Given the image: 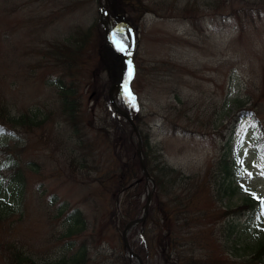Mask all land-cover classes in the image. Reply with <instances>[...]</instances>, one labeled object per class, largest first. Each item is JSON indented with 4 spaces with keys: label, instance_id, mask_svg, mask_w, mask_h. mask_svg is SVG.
I'll return each mask as SVG.
<instances>
[{
    "label": "rangeland",
    "instance_id": "1",
    "mask_svg": "<svg viewBox=\"0 0 264 264\" xmlns=\"http://www.w3.org/2000/svg\"><path fill=\"white\" fill-rule=\"evenodd\" d=\"M148 1L157 2L156 12L140 17L136 28L123 23L117 30L136 67L133 93L118 89L117 101L125 111L129 102L132 114L127 112L143 140L181 172L172 174L175 187L188 185L203 197L198 214L189 207L180 216L186 236L181 255L250 259L253 241L264 232V160L256 142L264 132V0ZM104 39L98 0H0V106L19 121L13 127L0 123V148L7 146L18 163L11 172L0 169V210L6 211L0 257L20 250L39 263L83 254V264H139L128 257L112 223L114 217L118 224L122 207L115 208L107 177L118 163L116 153L123 157L127 145L136 147L137 135L110 102L109 91L122 82L125 69L121 64L114 77L112 69L100 66ZM66 43H84L100 92L92 93L88 70L74 74L80 101L74 123L57 87L63 73L66 82L72 80L54 51ZM226 155L238 158L232 178L221 174ZM3 160L0 155V164ZM18 171L20 182L12 176ZM224 179L227 191H234L214 198ZM135 193L142 201L140 215L147 186ZM171 196L159 193L155 183L151 206ZM246 202L261 207L250 222L258 223L245 227L248 218L242 217L236 227L240 237L233 235L226 246L223 232L237 216L213 212L217 206L222 212L240 210ZM73 210L80 212L79 222L67 217ZM141 225L128 235L140 255L150 246L138 232ZM149 248L148 264H173V255L164 259Z\"/></svg>",
    "mask_w": 264,
    "mask_h": 264
},
{
    "label": "trees",
    "instance_id": "2",
    "mask_svg": "<svg viewBox=\"0 0 264 264\" xmlns=\"http://www.w3.org/2000/svg\"><path fill=\"white\" fill-rule=\"evenodd\" d=\"M157 5V2L155 3L148 0H108L107 9L109 17L115 28H118L120 24L123 23H128L132 27L136 28L138 19L148 12H156ZM83 45L84 43L81 45L77 44L76 46H72L66 43L64 44L65 48L63 45H56L54 47V51L58 54L57 58L65 62L63 65L66 67V75L68 78L72 79L71 82H66L65 73H63L57 81V87L59 88L62 96L65 113L72 123L76 121L75 119L80 113V101L76 95L77 89L75 87V80L73 78L74 74L79 73L82 70H88V75L93 84L92 93H95V97L100 95L98 88H95V82H93L97 78V72L95 69H92V66L89 67V57L85 52V45ZM102 45L103 49L101 51V60L99 61L100 66H105L112 69L115 77L116 70H118L121 67V64H123L122 54L120 52H116L113 49L111 50V48H108L105 39L102 41ZM107 50L111 51V53H107ZM124 104L129 107V102ZM122 107L124 108V106ZM128 107H125V109L127 108L126 110L130 111L132 114V110H130V107L128 109ZM5 110L7 111L5 107L0 106V123H10L12 127L15 126V124L19 122L18 119L7 115ZM21 120H24V117ZM11 126L8 128H12ZM258 141L262 143L264 158V137L261 139L258 138ZM143 143V148L145 149V160L149 168V172L155 178L159 193L162 195H169L170 193H173V196L169 197L167 200L160 198L156 200V204L151 206L149 209L150 211L146 221L144 224L142 223L138 230L141 237L150 243L148 248L151 247L152 249L159 251L160 257L164 259H169L170 256L173 255V264H190L191 262H198V264H264V232L253 241L254 251L251 253L252 256L250 259L243 261H231L224 259L223 257L216 260L215 257L213 259L210 257V255H207V257H195V255H191L192 257L187 259L184 257V255H181L182 251L180 250L182 248V241L186 240V236L185 233L182 232L184 227L182 224L184 222V217L180 216L189 207L198 214V203L203 197H199L197 190H191L196 191L194 193L189 191L190 187L188 185L181 188L175 187L176 181L172 174H181V172L177 171L173 167L168 166L164 161H162V155L159 152L160 149L157 150L154 147H151L148 139L143 140ZM6 147H4V149L0 148V155L6 157V160L1 162L0 167H3L0 169L3 171H7V169H9L11 172V170L15 168L18 163L13 154L7 152L9 148ZM126 153L127 154H124L123 157L116 153L118 163L115 165V167L111 168L107 177L112 183L111 198L116 201L115 208L118 209V206L122 207V214L119 218L118 224L116 223L114 217L110 215V218L113 217L112 223H115L118 230L121 231L120 236H122V232L126 224L132 221L139 214L142 201L136 197L137 193L135 192L137 190H143L145 185V178L141 171L140 160L137 156L135 145L131 144V147L127 145ZM153 156L158 157V164L155 163L156 158ZM224 158L225 160L221 163V174H223V177L228 176L229 178H232V171L238 169L239 166V162L237 161L238 158L230 159V155H226ZM156 171L158 172L156 173ZM12 176L14 177V180L19 182L22 181L23 175L20 173V171L16 172ZM224 187L225 179L221 182L218 193L216 189L215 195H213V197L220 199L225 194H230L232 191H234L233 189L231 192H228L227 190L230 188V186L225 187V189ZM185 192L187 195L183 194ZM162 200L164 201L160 203ZM130 202L133 204L131 205ZM239 208L240 210H227L222 212V208L217 206V211L213 212L215 215L217 214L221 218L224 216L226 217L230 214V212H233L231 215L237 216L228 221L226 229L223 232L226 246L232 240V238H234L233 235L240 237L237 234V229L239 228L237 221L241 222L242 217L248 218L247 225H245V227L258 223V221L250 223L251 221L255 220L257 217L256 214L260 212V206L258 207V203L246 202L245 205ZM208 209H206V211ZM2 211L6 213L4 209L0 210V219L2 218ZM113 212L114 210L112 209L111 213L113 214ZM187 212L192 215L190 210ZM69 216H72L78 222L81 220L80 212L78 210L71 211L69 214H67V217ZM191 219L192 217L190 215L186 216L187 221ZM150 224H152L155 229L153 234H150ZM156 231L158 232L156 233ZM236 240L237 238L233 240L234 243ZM148 248L146 247V251L144 253L139 250L141 254L144 255L141 256L145 264H148L149 260V255L147 253ZM83 259V254H76L72 256L71 259H60L58 261H46L39 263L31 256L25 255L24 252L15 250L11 252L8 251L7 255L1 256L0 262H6V264H83Z\"/></svg>",
    "mask_w": 264,
    "mask_h": 264
},
{
    "label": "water",
    "instance_id": "3",
    "mask_svg": "<svg viewBox=\"0 0 264 264\" xmlns=\"http://www.w3.org/2000/svg\"><path fill=\"white\" fill-rule=\"evenodd\" d=\"M106 3H107V0H98V9H99V14H100V21L106 30V37H107L108 44L113 46L114 43L110 42L108 33L111 32V36H113V37H115V34H114V29H113L112 23H111L109 16H108ZM114 47L118 49L117 46L114 45ZM123 53L127 58H129V60L131 61V63H133V66H134L133 59H132L131 55L128 53V51L124 49ZM134 70H135V68H134ZM127 84L128 83L123 84V85H127ZM119 86L120 85H117V87H119ZM113 91H114L113 88H111L109 91V97H110V100H111L113 107L116 109L118 114H121L130 122V124L133 127L134 132L137 135V155L139 157L140 164H141V170L145 176L146 185H147V201H146V204L144 206L143 213L139 218H136L135 220L130 221L126 225L125 229L123 230V240H124V245L129 248L130 253H134L135 257L138 259L139 264H145L142 257L139 254L133 252V250L131 249V247H130L131 245H130L129 240H128V234H129L130 230L136 224L140 223L141 221H144L146 219V217L148 216L149 206H150V203L152 200V195H153L154 188H155V180L151 176V174L148 170V167H147V163H146L145 158H144L143 147H142L143 140H142L140 131H139L137 125L135 124V122L133 121V119L131 118V116L126 111H124L123 109H121L119 107V105L117 104V102L114 99V92ZM150 183H152V188H150Z\"/></svg>",
    "mask_w": 264,
    "mask_h": 264
},
{
    "label": "bare ground",
    "instance_id": "4",
    "mask_svg": "<svg viewBox=\"0 0 264 264\" xmlns=\"http://www.w3.org/2000/svg\"><path fill=\"white\" fill-rule=\"evenodd\" d=\"M120 88V87H119ZM117 95H118V92H117V89H115L114 90V99L115 100H117L118 99V97H117ZM118 104V103H117ZM119 105V104H118ZM130 114V113H129ZM142 147H144V143L142 144ZM144 149V148H143ZM136 153H137V143H136ZM141 216V214L139 215H137L133 220H135L136 218H139ZM131 247V246H130ZM126 250H127V252H128V257H131L132 255H134V253H130V250H129V248L128 247H124ZM131 249H132V247H131ZM133 250V249H132ZM133 252H135L134 250H133ZM136 253V252H135ZM135 256V255H134Z\"/></svg>",
    "mask_w": 264,
    "mask_h": 264
},
{
    "label": "snow or ice",
    "instance_id": "5",
    "mask_svg": "<svg viewBox=\"0 0 264 264\" xmlns=\"http://www.w3.org/2000/svg\"><path fill=\"white\" fill-rule=\"evenodd\" d=\"M115 43L120 51H124V45L120 41H116Z\"/></svg>",
    "mask_w": 264,
    "mask_h": 264
}]
</instances>
